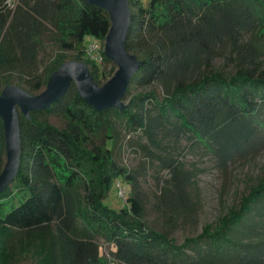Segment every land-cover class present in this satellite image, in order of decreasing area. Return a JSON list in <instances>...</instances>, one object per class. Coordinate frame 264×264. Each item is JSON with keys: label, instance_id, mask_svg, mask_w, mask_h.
<instances>
[{"label": "trees", "instance_id": "trees-1", "mask_svg": "<svg viewBox=\"0 0 264 264\" xmlns=\"http://www.w3.org/2000/svg\"><path fill=\"white\" fill-rule=\"evenodd\" d=\"M129 3L126 47L141 65L124 99L132 85L159 83L164 94L140 90L125 107L98 109L72 82L48 107L29 117L19 111L20 167L0 192V264H23L28 257L34 264H106L100 235L113 244L117 264H264V239L250 240L264 232V180L219 226L206 224L181 242L173 235L194 211L193 177L180 156L184 142L226 162L264 132V69L255 54H244L246 36L264 34V0ZM111 23L109 12L88 0H17L13 7L0 0V92L15 83L39 93L52 72L74 58L104 83L117 66L105 51L102 66L86 57L84 40L87 34L104 40ZM47 38L57 49L43 62ZM228 47L235 72L210 67ZM49 113L66 116L67 126L51 122ZM122 129L144 136V150L172 175L156 204L165 229L149 224L139 177L115 156ZM102 130L104 143L96 138ZM5 162L0 115V172ZM120 177L131 187L127 204L116 210L103 197Z\"/></svg>", "mask_w": 264, "mask_h": 264}, {"label": "rangeland", "instance_id": "rangeland-1", "mask_svg": "<svg viewBox=\"0 0 264 264\" xmlns=\"http://www.w3.org/2000/svg\"><path fill=\"white\" fill-rule=\"evenodd\" d=\"M7 1L11 7L17 2V0ZM89 38L90 35L87 34L84 45H86ZM246 40L248 43L244 48V54L248 58L250 55L255 54L260 68L264 69V34L258 36L256 33L250 32L246 36ZM56 49L57 45L53 40L47 38L40 54L41 61L46 62L50 59L55 55ZM229 51L230 47L227 48L226 55L222 54L214 57L210 67L227 73L235 72L237 63L235 59L230 58ZM68 55L73 58L74 52L68 51ZM115 71L116 69L108 75L107 79ZM131 88L130 95L124 99L125 102L129 100L132 94L140 90H153L160 97L164 94V90L159 83H153L145 87L132 85ZM48 116L50 121L57 126L66 127L68 124L66 116L58 113H49ZM105 137V131L103 130L96 136L100 143H104ZM142 143L147 144L144 136L122 129L115 144V156L121 163L132 168L139 177L149 224L158 229H165V216L157 210L156 204L159 202L161 189L170 181L172 175L162 167L157 159L144 150L145 145L143 146ZM184 146L185 148L180 156L186 174L193 177L190 185V197L194 211L193 216L188 221L182 223L173 231V235L178 242L183 241L186 236L200 233L206 224L219 226L231 209L240 204L243 195H248L253 186L264 180V132L254 140L250 147L226 162L220 161L202 146H192L187 141L184 142ZM118 180H121L123 186H125V199L120 197L117 192ZM130 187L131 184L128 181L121 177L118 178L103 197V202L111 208L120 210L127 204ZM259 239H264V232H260L259 236L250 238L252 241ZM97 240L103 254L102 261H105L106 264H117L112 252L114 249L113 244L101 235L97 236ZM27 263H32V259L29 257L23 259V264Z\"/></svg>", "mask_w": 264, "mask_h": 264}, {"label": "water", "instance_id": "water-1", "mask_svg": "<svg viewBox=\"0 0 264 264\" xmlns=\"http://www.w3.org/2000/svg\"><path fill=\"white\" fill-rule=\"evenodd\" d=\"M105 8L111 16V26L105 37V53L117 66L114 74L102 84L94 78L89 65L79 59H69L52 72L46 87L32 93L15 83L6 84L0 92V115L4 121L6 162L0 172V192L19 171L22 151L20 113L29 117L34 109L48 107L75 82L78 92L98 109L125 107V93L141 58L126 47L131 21L129 0H88ZM34 264V263H27Z\"/></svg>", "mask_w": 264, "mask_h": 264}, {"label": "built area", "instance_id": "built-area-1", "mask_svg": "<svg viewBox=\"0 0 264 264\" xmlns=\"http://www.w3.org/2000/svg\"><path fill=\"white\" fill-rule=\"evenodd\" d=\"M105 39H99L95 36H90L85 46V56L95 61L102 66L105 63ZM117 192L120 197H126V189L121 181L117 182Z\"/></svg>", "mask_w": 264, "mask_h": 264}]
</instances>
